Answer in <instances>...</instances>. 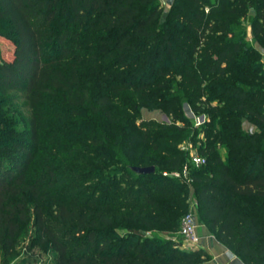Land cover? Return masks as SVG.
Returning <instances> with one entry per match:
<instances>
[{"label": "trees", "instance_id": "trees-1", "mask_svg": "<svg viewBox=\"0 0 264 264\" xmlns=\"http://www.w3.org/2000/svg\"><path fill=\"white\" fill-rule=\"evenodd\" d=\"M248 10L264 49V0L166 13L159 0H0V264L26 227L49 264H197L157 236L179 232L188 180L202 226L242 264H264V70L236 32ZM181 97L210 119L197 168L177 149ZM18 100L19 132L2 111ZM148 103L171 123L142 120Z\"/></svg>", "mask_w": 264, "mask_h": 264}, {"label": "rangeland", "instance_id": "rangeland-1", "mask_svg": "<svg viewBox=\"0 0 264 264\" xmlns=\"http://www.w3.org/2000/svg\"><path fill=\"white\" fill-rule=\"evenodd\" d=\"M177 0H159V5L162 9L163 13H166L169 8L176 2ZM253 13L251 10H248L244 19L238 21V26L236 32L239 31L242 33L240 36L244 43L250 47L251 49L255 50L257 53L256 63L262 70H264V49L260 48L258 42L252 38L250 34V21ZM8 53V44L6 40L0 36V58L7 57L5 56ZM213 104V103H212ZM149 106V107H148ZM178 110L180 112L179 118L176 117L175 125L177 127H181L180 121H183L186 125H188L186 130H182L180 132L181 138L178 142L177 149L182 152L185 156L186 160L192 154H198V148L203 146V142L205 140L203 129L205 125L210 123L209 117H206L204 114H194L192 113L189 104L186 102L184 97L179 98L178 102ZM2 111L7 112V118L13 121L11 126L12 129L15 131H21L23 125V119L27 117V111L22 107L21 101H16L15 103H10L2 106ZM139 116L142 120H152L158 123L170 124L172 121V116L166 115L164 110L161 108L155 107L151 105V103L145 104L142 108L139 109ZM242 126L245 131L252 132L254 128L249 124L242 122ZM217 151L221 160H224V150L217 147ZM143 154L144 156H149L151 153L146 148H138L135 150V154ZM205 157V156H204ZM208 168L206 165L201 169ZM187 178V176H186ZM189 181V180H188ZM185 182V193L184 197L187 203V207L185 212L183 213H190L195 219V228L202 226L201 222L197 218V209H196V202L194 198L193 191L190 186V182ZM154 232L151 231H141L140 235L142 237H149L153 235ZM160 238H166L170 242V246L177 251L182 252H199L197 256V264H208L209 258L202 253V250L199 245L191 246L187 244L182 236L178 233H159L157 234ZM32 238V231L29 227H26L21 235L17 240V249H16V257L12 259L9 264H19L22 260L28 256V254L33 253L34 255H38V260L43 262L44 264H49L52 255L46 251H43L39 247H35L31 241Z\"/></svg>", "mask_w": 264, "mask_h": 264}, {"label": "crops", "instance_id": "crops-1", "mask_svg": "<svg viewBox=\"0 0 264 264\" xmlns=\"http://www.w3.org/2000/svg\"><path fill=\"white\" fill-rule=\"evenodd\" d=\"M198 245L209 257L208 264H242L228 249L218 243L204 226L195 228Z\"/></svg>", "mask_w": 264, "mask_h": 264}, {"label": "built area", "instance_id": "built-area-1", "mask_svg": "<svg viewBox=\"0 0 264 264\" xmlns=\"http://www.w3.org/2000/svg\"><path fill=\"white\" fill-rule=\"evenodd\" d=\"M187 163L197 168L204 165L205 160L204 158L196 154H192L187 160ZM171 176L173 178L182 177L183 179H186L187 173L185 172V168H184L180 174L172 173ZM179 234L182 236V238L187 244L191 246H195L198 244V236L195 231V219L190 213L184 214L183 217L181 218L180 226H179Z\"/></svg>", "mask_w": 264, "mask_h": 264}, {"label": "water", "instance_id": "water-1", "mask_svg": "<svg viewBox=\"0 0 264 264\" xmlns=\"http://www.w3.org/2000/svg\"><path fill=\"white\" fill-rule=\"evenodd\" d=\"M129 170L137 175H150L153 174L154 168L153 167H131Z\"/></svg>", "mask_w": 264, "mask_h": 264}]
</instances>
